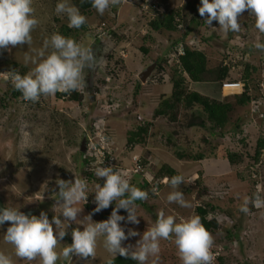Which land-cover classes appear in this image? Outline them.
I'll use <instances>...</instances> for the list:
<instances>
[{
	"label": "rangeland",
	"instance_id": "374dc122",
	"mask_svg": "<svg viewBox=\"0 0 264 264\" xmlns=\"http://www.w3.org/2000/svg\"><path fill=\"white\" fill-rule=\"evenodd\" d=\"M59 2L61 0H34L40 23L32 32L31 46L25 43L10 46V51L0 49V195L6 206L20 211L34 209L37 216L44 211L52 220L57 215L54 211L55 195L59 191L56 181H74L75 172L87 178L92 191L87 203L79 205L83 210L78 219L93 214V221L99 222L101 213L108 212L106 216L110 217L116 202L98 212V216L93 213L95 184L103 185L104 178L93 176L97 178L93 179L87 176L88 172H94L99 166L134 172L138 170L137 161L143 164L144 171L134 174L131 183L140 188L142 181L149 182L150 177L151 183L145 188L149 196L145 204H137L138 225L129 223L127 211L120 210L119 214L125 217L120 223L126 234L129 229L140 233L123 241V246L135 245L143 232L155 223L158 210L179 218L200 215L197 207L203 206L209 209L207 218H216L220 224L219 229L212 232L214 247L219 252L216 264H264V207L256 209L250 204L248 214L240 211L244 196L252 197L257 185L264 188V145L256 157L259 141L264 140V51L254 47L257 40L264 43V33L255 28V17L245 11L239 17L241 30L223 33L218 21H213L210 27L205 23L206 17L200 16L201 0H123L104 15L94 8L83 11L77 0H69L87 18L84 26L75 29L69 28L66 16L55 13ZM198 4L196 10L193 5ZM172 10L183 18L176 30L151 28L149 21L154 16ZM198 13L200 25L192 23L193 30L184 38L187 23ZM57 32L91 47L100 61L95 69H85V79L78 90L82 98L74 100L69 95L60 97L56 93L32 103L21 99L22 96H12V62H18L15 68L21 74L27 73L35 64L31 59L25 63V58L39 59L44 39ZM181 42L205 52L210 70L206 81L195 82L187 73L176 71L181 68ZM152 64L154 68L142 81L141 72ZM248 65L251 66L249 72ZM223 66L229 69L226 80L243 81L252 95L259 94L257 100L240 105L235 101V94L220 89L222 97L234 104L223 129L211 130V124L209 127L183 126L200 108L198 104L193 107L180 104L175 107L174 118L156 116L162 100L172 97L175 78L181 76L185 92L198 91L217 98L220 82L212 78ZM148 124L145 141L131 145V133ZM179 151L189 156L203 153L206 157L181 159ZM229 152L238 155L237 163L232 164L227 159ZM86 156L89 162L82 167ZM166 164L176 170V175H183L189 181L182 182L180 190L191 207L182 208L167 201L173 189L165 183L168 178L159 175ZM153 187L158 195L152 193ZM59 215L64 220L63 214ZM9 226L10 223L0 225V251L6 253L14 251L13 246L4 241ZM53 227L55 229V225ZM77 227L83 230V225L70 222L61 248L72 243V231ZM235 232L238 236L229 238V233ZM108 255L101 238L94 259L73 255L71 264H102ZM13 259L15 264H29L15 256ZM158 264H181L174 238L161 241Z\"/></svg>",
	"mask_w": 264,
	"mask_h": 264
},
{
	"label": "clouds",
	"instance_id": "9594fccd",
	"mask_svg": "<svg viewBox=\"0 0 264 264\" xmlns=\"http://www.w3.org/2000/svg\"><path fill=\"white\" fill-rule=\"evenodd\" d=\"M85 2L86 0H81V4ZM122 2L123 0H90L92 8L100 15H104L110 7L121 5ZM245 11L255 17V28L264 33V0H201L199 7L200 16L206 17L205 23L211 27L213 21H218L219 29L223 33L239 32V17ZM55 13L68 18L69 28L79 29L87 23V18L80 8L69 0L57 3ZM39 23L34 0H0V49L10 51L11 47L23 46L25 43L30 47L32 32ZM254 47L264 51V43L259 40L255 42ZM38 57L39 59L25 58V63L31 59L35 64L27 73L10 71L14 89L22 94L25 101L32 103L38 102L41 97L55 96L57 92L70 94L78 91L85 79V69H95L100 63L91 47L58 32L44 39ZM136 165L138 170L134 172L113 166L95 167V176L104 178V183L95 184L96 207L93 213L107 209L113 201L116 202L110 217L103 221H93V214L78 219V214L83 210L79 205L81 202L87 203L88 194L92 191L89 189L87 178L75 172L74 181H56L59 191L55 195L57 203L54 205V211L57 215L52 220L44 211L38 216H29L16 207L7 206L0 210V225L10 223L4 241L14 249L13 252L7 253L0 251V264H15L13 256L28 261L29 264L33 261H38L39 264H71L73 255L85 260L89 257L94 259L101 238L103 248L109 254L108 258H103V264H114L117 254L130 257L138 264H158L161 241L173 238L181 264H213L215 238L202 222L200 215L178 218L176 215L166 214L164 210H158L155 223L143 232L135 245L123 246V241L129 237L140 236V233L129 229L126 234L120 223L125 220V217L119 214L120 210L127 211L129 223L138 225L140 220L137 201L146 202L149 196L148 191L131 183L134 174L144 171L142 163L136 161ZM164 178H168L165 183L173 189L168 194L167 201L182 208L191 207L180 190L181 183L189 181L183 175ZM148 183H151L150 177ZM151 191L158 195L155 187ZM250 204L256 209L264 207V188L257 185L252 197L244 196L240 211L248 214ZM60 213L63 214L64 220L60 219ZM72 221L83 225V230L75 228L72 231V243L61 248V241L67 235L66 229Z\"/></svg>",
	"mask_w": 264,
	"mask_h": 264
},
{
	"label": "trees",
	"instance_id": "16d2710c",
	"mask_svg": "<svg viewBox=\"0 0 264 264\" xmlns=\"http://www.w3.org/2000/svg\"><path fill=\"white\" fill-rule=\"evenodd\" d=\"M77 4L83 11H89L92 9L90 0H86L85 3L81 4V0H77ZM196 7V10H198V5H193V7ZM183 18L181 17L179 12L171 11L168 13H159L157 16H154L150 21L149 24L152 29L162 31V30H171L174 31L177 29L178 24L181 23V20ZM200 16L199 13L197 16H193L190 21L187 23V30L184 34V38L189 36V33L193 30L191 27L192 23H196V25H200ZM185 21V20H184ZM182 40V39H181ZM178 42H175V44ZM182 44V45H181ZM182 46V51L180 52L179 56V63H180V70H176L177 72H185L189 75V77L195 81V82H203L206 81V75L210 73L209 68L207 67V56L204 51L199 50V49H194L190 47L188 44H184L181 42ZM145 52H148L147 48H143ZM18 65L17 61H13L11 64L12 70H16V66ZM251 66L248 65V72ZM253 70H257L256 68H252ZM26 70V69H25ZM24 70V71H25ZM19 71V70H16ZM20 72V71H19ZM23 74L25 72H22ZM229 75V69L227 66H223L222 68H219L218 71H216L215 77L212 79L216 80L215 82H220V84L217 87L216 95L218 96L217 98H210L209 96H206L198 91H190V92H185L183 88V80L184 78L181 76V78H175L174 80V91L172 94V97L170 98H165L162 100L160 106L156 109L155 114L156 116L163 115V116H171V118L175 117V114H173L175 107H178L180 104L185 105L186 107H193L196 104L200 106L198 110H195L191 117L188 119L190 121L185 120L183 122V126L185 127H192V126H201V127H209L211 130H215L218 128L223 129L227 122L229 121V114L230 112L234 109V104L231 101L226 100V97H222L221 95V84L224 80L228 78ZM8 81V79H7ZM12 84V83H11ZM13 87V85H12ZM259 87V84L258 86ZM249 86L247 83L245 84V91L242 94L236 95L235 101L240 104V105H247L250 104L252 101L257 100L259 97V94H251L250 91L248 90ZM12 96H22V94L15 90L14 87L11 90ZM58 96L64 97L66 95H69L70 98L74 100H80L82 98V94L79 91H74L69 93H60L57 92ZM23 99V98H21ZM138 131H134L131 133L129 137V143L131 145L135 143H141L144 142L146 139V134L149 132V124L148 126H140L138 128ZM224 134V132H221ZM264 145V140L260 139L259 144H258V149L256 153V157L260 155L261 148ZM178 156L183 159V158H191V159H203L204 154L199 153L196 155H188L186 152L179 151L177 152ZM227 159L232 163L235 164L238 162L237 157L238 155L236 153L229 152L226 155ZM89 158L86 156V158L81 162V166L84 167L88 164ZM176 170L170 166V165H165L162 167L160 176L161 177H166L168 176L171 178L172 176L176 175ZM87 175V174H86ZM89 177L93 179H97L95 176L94 172H88ZM101 180V179H100ZM141 189L145 190V188L148 186L147 181H142ZM145 204V201H137V204ZM89 206V204H88ZM213 209L216 208V206H212ZM92 209V208H91ZM197 211L202 217V222L206 225V227L211 231L214 232L217 229H219V222L216 218L208 219V213L209 209L207 207L199 206L197 207ZM108 212L101 213L98 218H100L99 221H103L107 219ZM98 216V213H97ZM233 236H238V233L235 232L229 233V238ZM103 264V263H102ZM114 264H138L137 261L131 259L130 257H124L121 255H117Z\"/></svg>",
	"mask_w": 264,
	"mask_h": 264
},
{
	"label": "built area",
	"instance_id": "2783aa9c",
	"mask_svg": "<svg viewBox=\"0 0 264 264\" xmlns=\"http://www.w3.org/2000/svg\"><path fill=\"white\" fill-rule=\"evenodd\" d=\"M221 89L224 93L242 94L245 91V85L240 80H224L221 84ZM213 254L215 256L213 264H216L215 261L219 256V252L213 248Z\"/></svg>",
	"mask_w": 264,
	"mask_h": 264
},
{
	"label": "water",
	"instance_id": "95a60500",
	"mask_svg": "<svg viewBox=\"0 0 264 264\" xmlns=\"http://www.w3.org/2000/svg\"><path fill=\"white\" fill-rule=\"evenodd\" d=\"M154 66H155V64H152V65L148 66L143 72H141L140 79L142 81L146 80L147 76L149 75L151 70L154 68ZM82 148H84V145H83ZM5 207H7L6 204H5V201L0 195V210H2ZM36 211L37 210H34V209H27V210H24L22 212H24L25 214H28L29 216H31V215H34L36 213ZM5 223H9V222H5Z\"/></svg>",
	"mask_w": 264,
	"mask_h": 264
}]
</instances>
